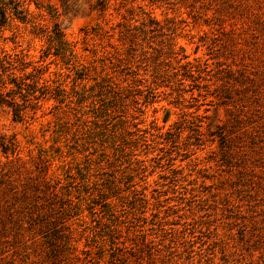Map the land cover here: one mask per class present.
Segmentation results:
<instances>
[{
  "label": "rangeland",
  "instance_id": "obj_1",
  "mask_svg": "<svg viewBox=\"0 0 264 264\" xmlns=\"http://www.w3.org/2000/svg\"><path fill=\"white\" fill-rule=\"evenodd\" d=\"M16 1L0 264H264V0Z\"/></svg>",
  "mask_w": 264,
  "mask_h": 264
},
{
  "label": "trees",
  "instance_id": "obj_2",
  "mask_svg": "<svg viewBox=\"0 0 264 264\" xmlns=\"http://www.w3.org/2000/svg\"><path fill=\"white\" fill-rule=\"evenodd\" d=\"M9 11L14 17L19 20L25 19V10L21 7V4L16 0H0V27L4 25L7 21L6 11ZM58 37L61 36L59 31H55ZM1 68V66H0ZM4 69H0V107L10 108L13 118L18 120L21 119L22 109L21 104L15 100V94L18 90L8 89V84L13 82L12 79L3 78ZM0 148L2 151L14 150V142L11 139H6L3 135L0 134Z\"/></svg>",
  "mask_w": 264,
  "mask_h": 264
}]
</instances>
